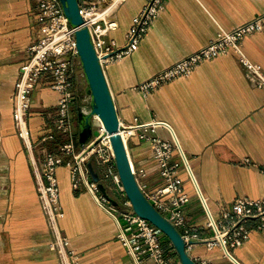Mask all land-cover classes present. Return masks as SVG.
<instances>
[{
	"label": "crops",
	"instance_id": "1",
	"mask_svg": "<svg viewBox=\"0 0 264 264\" xmlns=\"http://www.w3.org/2000/svg\"><path fill=\"white\" fill-rule=\"evenodd\" d=\"M146 2L121 4L118 28L110 33L117 45L125 44L133 19ZM35 7V0H0V264H60L49 248L50 234L30 155L16 132L13 116L12 96L26 49L35 39ZM261 13L264 0H166L138 48L104 68L123 124L134 118L149 121L155 114L174 127L216 218L238 197L264 198V173L258 168L264 167V87H258L255 76L233 50L203 62L190 77L166 83L147 95L136 87L206 46L222 29L230 30ZM241 47L246 59L264 73V29L244 37ZM50 85L49 79L38 84L29 115L34 154L40 162L47 152L61 155L60 147L70 141L75 144L79 133L76 108L71 112V133L56 129L50 116L57 109L59 95ZM49 135L53 139L43 140ZM127 146L138 181L148 189L157 188L161 176L150 143L131 137ZM247 158L257 166L243 164ZM107 168L94 164L96 171ZM111 169L117 172L116 167ZM180 176L190 196L184 218L200 239L193 243L190 255L211 264H233L218 247L210 248L204 242L211 237L205 210L183 170ZM57 178L64 211L60 226L80 254L81 264H133L117 238V222L84 187L72 186L68 167L60 165ZM108 185L116 201L126 198L115 177ZM247 225L255 228L256 223ZM160 237L166 257L181 264L170 240L163 233ZM235 255L243 264H264V229H254Z\"/></svg>",
	"mask_w": 264,
	"mask_h": 264
},
{
	"label": "built area",
	"instance_id": "2",
	"mask_svg": "<svg viewBox=\"0 0 264 264\" xmlns=\"http://www.w3.org/2000/svg\"><path fill=\"white\" fill-rule=\"evenodd\" d=\"M124 1L126 0H78L83 26L89 30L103 70L109 64L123 61L138 48L140 41L166 4V0H147L143 10L133 19L131 29L125 36V44L119 46L110 38V33L118 28V10ZM35 3V39L26 49L25 61L20 68L12 100L16 132L30 155L38 198L50 234V250L56 253L60 264H81L80 254L71 247L69 237L60 226L64 211L60 203L61 189L57 169L60 165H65L70 170L72 186L75 189L84 187L97 205L117 222V238L125 247L133 264H173L166 257V249L160 237L162 232L148 220L134 213L127 197L118 200L119 204L115 205L101 190L99 183H103L110 194L108 181L114 180L115 177L119 185L121 182L118 173L111 169L116 167L111 135L107 133L98 115H92V123L95 121L99 124L96 129L93 127V138L79 150H76L75 144L70 141L60 147L61 155L47 152L42 162L36 158L29 115L32 96L38 84L44 79H49L51 88L58 93V106L50 118L56 129L63 134L72 131V109L76 108L84 114L92 113L93 98L88 91L87 78L79 56L77 28L71 26L61 0H35ZM263 29L264 13H261L229 31L222 30L219 36L206 46L159 71L140 83L136 89L147 95L166 83L190 77L200 64L227 54L230 50L239 55L244 67L255 76L258 87H264V73L246 59L241 47L244 37ZM119 133L127 148L131 137L150 143L152 155L159 168L161 184L154 189H148L145 184H141L131 162L133 172L148 200L179 229L187 251L190 253L193 243L200 239L194 233V228L187 226L184 218V207L190 196L185 192L181 170L191 182L195 196L208 219L207 226L211 237L204 242L210 248L218 247L231 263L243 264L236 257L235 250L249 240L254 229H264V198L238 197L231 207L222 208L221 217L216 218L189 156L169 122L157 118L155 114L149 121L134 118L132 123L123 124L119 120ZM46 139H53V135L43 138ZM89 162L106 166L109 170L97 171L99 180L95 181L88 168ZM243 164L257 166L248 158ZM258 168L264 173V167ZM140 172L145 175V172ZM121 189L123 190L122 185ZM167 196L170 197L165 199ZM250 221L256 223L255 228L248 227ZM193 259L197 264H211L208 259L202 257Z\"/></svg>",
	"mask_w": 264,
	"mask_h": 264
},
{
	"label": "water",
	"instance_id": "3",
	"mask_svg": "<svg viewBox=\"0 0 264 264\" xmlns=\"http://www.w3.org/2000/svg\"><path fill=\"white\" fill-rule=\"evenodd\" d=\"M61 2L71 26L77 28L76 40L79 56L87 78L88 91L93 98L92 113L84 114L79 111V133L75 146L82 147L93 138L94 129L92 115H98L107 133L111 135L110 141L115 155L117 173L125 195L132 204V211L148 220L166 235L181 264H197L187 251L184 238L179 229L148 200L137 182L132 169L128 148L119 133V117L116 106L104 70L93 47L89 30L87 27L83 26V18L79 12L78 0H61ZM88 168L93 179L98 181L99 173L95 171L92 162L88 163ZM99 186L101 190L108 195L112 203L115 205L119 204L118 201L109 194L103 183H99Z\"/></svg>",
	"mask_w": 264,
	"mask_h": 264
},
{
	"label": "rangeland",
	"instance_id": "4",
	"mask_svg": "<svg viewBox=\"0 0 264 264\" xmlns=\"http://www.w3.org/2000/svg\"><path fill=\"white\" fill-rule=\"evenodd\" d=\"M255 16H256V15H255ZM255 16H254V17H255ZM246 22H247V21H246ZM238 26H239V25H238ZM232 29H233V28H232ZM222 30H224V29H222ZM222 30H221V32H222ZM230 30H231V29H230ZM225 31H229V30H225ZM221 32H220V33H221ZM230 51H231V50H230ZM228 53H229V52H228ZM236 54H237V53H236ZM223 55H224V54H223ZM98 125H99V124H98L97 122H95V121L93 122V127H94L95 129L98 127ZM107 169H108V168H107ZM120 186H121V185H120ZM165 236H166V235H165Z\"/></svg>",
	"mask_w": 264,
	"mask_h": 264
}]
</instances>
